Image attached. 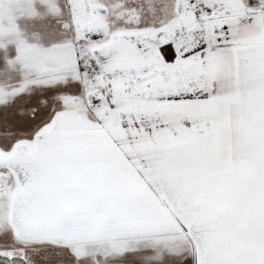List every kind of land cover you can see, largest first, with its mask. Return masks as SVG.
<instances>
[{"label":"snow or ice","instance_id":"6c2138e0","mask_svg":"<svg viewBox=\"0 0 264 264\" xmlns=\"http://www.w3.org/2000/svg\"><path fill=\"white\" fill-rule=\"evenodd\" d=\"M0 264H264V0H0Z\"/></svg>","mask_w":264,"mask_h":264}]
</instances>
